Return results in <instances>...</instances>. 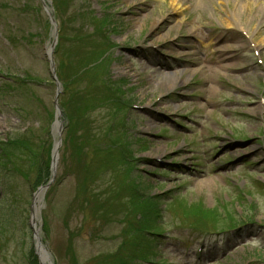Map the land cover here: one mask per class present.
<instances>
[{"label": "rangeland", "instance_id": "rangeland-1", "mask_svg": "<svg viewBox=\"0 0 264 264\" xmlns=\"http://www.w3.org/2000/svg\"><path fill=\"white\" fill-rule=\"evenodd\" d=\"M240 1L185 0L176 15L171 0H50L67 84L55 179L38 204L52 264H264V7ZM52 40L39 0H0V141L37 147L13 174L0 167V264L35 256L28 221L51 152L39 146L54 142ZM126 140L130 154L104 153ZM139 184L159 212L143 230Z\"/></svg>", "mask_w": 264, "mask_h": 264}, {"label": "trees", "instance_id": "trees-1", "mask_svg": "<svg viewBox=\"0 0 264 264\" xmlns=\"http://www.w3.org/2000/svg\"><path fill=\"white\" fill-rule=\"evenodd\" d=\"M22 11H26V8L23 7ZM19 38H21L23 41H25L27 43V45H29V43L31 42V40H33L34 37L30 32H24L23 34H20L18 39ZM72 43H76V42H72ZM82 66H83L82 67V69H83L85 66L84 65H82ZM67 68L73 70V68H69V67H67ZM79 73H80V71L77 72V74H79ZM82 73L83 72H81V74ZM73 74H75L74 70H73ZM26 80L28 82L31 81V79L28 77L26 78ZM108 81H109V79H108ZM65 85L67 87V84H65ZM112 85H114V84H112ZM64 86H63V91L65 92L66 87H64ZM107 89H108L107 92L111 93L115 99H117V95L119 93L121 94V91H122L121 87H117V86L114 89H111L110 87H107ZM62 106L65 107L63 104H62ZM121 138H122L121 140L125 139V138H123V136ZM42 142L43 143H41V146H39V147L43 150L42 152H44L46 150V148L48 147V154H49V148H51V143L48 145V144H45L44 140ZM125 143H126L127 148H123L122 151L119 148H117V146L112 145V147H111L110 145H107L105 148L103 147L104 153L106 155H108L109 158H111L114 155L112 153V150L114 148H116L117 150H115V149L114 150L117 152L118 155H120L121 152L123 153L126 151L130 154V152L128 151L129 147H130V143L128 140H126ZM34 150H37V147L33 144V142L26 139V137H21L18 135L8 136L7 138H5V140L0 141V167L4 168L6 172L13 174L14 171L16 170L15 164L20 158H26L29 160V162H33V161L37 160L36 159L37 156H36V154H34ZM22 155H23V157H22ZM119 159L117 158L116 160L120 161ZM49 165H50V158L48 155V158L46 159L45 164L44 165L42 164L41 167L39 168L40 170H43L45 172V174H46L45 178L47 176L50 177ZM36 178L38 181L40 179H45V178H41L39 174L37 175ZM48 180H49V178H48ZM0 183H1V180H0ZM147 188H148V186H144L142 184L136 185V187L134 186V188H133L134 191L137 192V194L135 193L136 195H133L134 196V198H133L134 202L138 203L140 201L144 204V207H143L144 210H143V213L141 216V218H142L141 230H143L144 227L147 226L148 221L150 222L151 220H153L152 218L156 217L157 214L159 213L157 211V207H155L156 206L155 201H153V199H151V197H150V194H148ZM0 190L4 191V186L2 184H0ZM3 196L7 197L8 193L5 192L3 194ZM1 210L2 209L0 208V211ZM27 262H28L27 264H37L36 256H32L31 253H29Z\"/></svg>", "mask_w": 264, "mask_h": 264}, {"label": "water", "instance_id": "water-1", "mask_svg": "<svg viewBox=\"0 0 264 264\" xmlns=\"http://www.w3.org/2000/svg\"><path fill=\"white\" fill-rule=\"evenodd\" d=\"M42 3L43 9L45 14L47 15L49 19V23L51 26V35L53 37V40L50 45H48L45 48V57L49 64V72L51 74V78L55 81L56 84V92L53 99V105L55 108L54 113V123H53V131H54V142L51 150V162H50V169H51V180L49 183H51L55 177L56 173V167L58 162V149L61 146V110L59 109L57 97L60 93L61 86L56 80L55 76V65L53 61V51L56 44V36H57V24L53 17V11L50 8V0H40ZM49 184L39 187L36 192L33 195V201L30 208V218H29V227L32 232V239L34 244V252L38 260V264H52L51 257L49 252L46 250L45 246L41 242V237L39 235V230L36 227V219L37 215L39 214L40 206H35L36 203H39L42 199L44 190L48 187Z\"/></svg>", "mask_w": 264, "mask_h": 264}, {"label": "bare ground", "instance_id": "bare-ground-1", "mask_svg": "<svg viewBox=\"0 0 264 264\" xmlns=\"http://www.w3.org/2000/svg\"><path fill=\"white\" fill-rule=\"evenodd\" d=\"M183 1H185V0H171V2H170L171 3V10H172V12L174 14L179 15L181 13L182 6H183L182 5V2ZM217 1H220V2H230L231 0H217ZM234 1H236V0H234ZM261 1H263L262 2V7H264V0H241L240 3L242 4V6L249 5V4L256 5L257 3L261 2ZM258 15H259V10H256V9H254L252 11V13H251L252 18H256ZM227 25L229 26L230 23H227ZM223 53L225 54V51L224 50H223ZM229 58L230 57L227 56L226 58H224V61L226 59H229ZM221 62H219V63H221ZM216 66H219V64L216 65ZM35 206L37 207V203H36Z\"/></svg>", "mask_w": 264, "mask_h": 264}]
</instances>
